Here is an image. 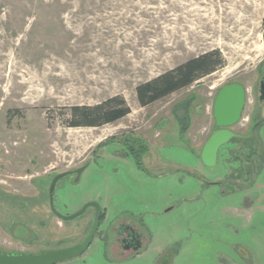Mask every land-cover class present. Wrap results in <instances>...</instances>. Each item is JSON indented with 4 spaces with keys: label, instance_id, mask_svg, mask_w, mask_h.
Masks as SVG:
<instances>
[{
    "label": "rangeland",
    "instance_id": "rangeland-1",
    "mask_svg": "<svg viewBox=\"0 0 264 264\" xmlns=\"http://www.w3.org/2000/svg\"><path fill=\"white\" fill-rule=\"evenodd\" d=\"M263 22L264 0H0V248L41 252L89 234L95 206L70 220L50 207L52 179L71 171L56 209L94 200L104 217L84 253L53 264H264V169L232 194L225 148L217 165L200 158L215 89L264 72ZM212 50V72L141 105L140 83ZM116 94L129 114L70 125L73 105ZM120 222L145 234L137 253L117 246Z\"/></svg>",
    "mask_w": 264,
    "mask_h": 264
},
{
    "label": "flooded vegetation",
    "instance_id": "flooded-vegetation-1",
    "mask_svg": "<svg viewBox=\"0 0 264 264\" xmlns=\"http://www.w3.org/2000/svg\"><path fill=\"white\" fill-rule=\"evenodd\" d=\"M227 86H230L231 90H237L239 88L242 91L239 114L231 123L218 121L216 114L218 110V95L220 91ZM211 113V132H209V136L204 141V144L208 138L218 130H230L233 133L231 138L220 146L215 165L219 163L221 150L225 148L227 151V158L231 163V171L237 172H231L229 177L230 180L227 179V181L225 179V183L228 184L229 192L235 194L238 186L239 189H241L240 186L243 184L240 183L241 181H244V179H251L249 178L251 176H257V174L254 175V172L259 174L260 170L262 172L264 169V72L259 74L256 78L250 77L247 80L240 76L228 77V79L222 82L213 92L211 98ZM245 113L247 115H245ZM204 144L202 145V149ZM202 149L200 158L202 162L206 164L202 159ZM236 162L238 165L233 167V163ZM205 181L209 185H225L223 178L209 181L205 179ZM236 181L237 184L235 183ZM250 221H253V219L250 218ZM115 233L119 249L126 252L137 253L144 246L145 234L140 231L133 222H120ZM0 252L21 253V251H8L1 248Z\"/></svg>",
    "mask_w": 264,
    "mask_h": 264
},
{
    "label": "water",
    "instance_id": "water-1",
    "mask_svg": "<svg viewBox=\"0 0 264 264\" xmlns=\"http://www.w3.org/2000/svg\"><path fill=\"white\" fill-rule=\"evenodd\" d=\"M241 89L231 90L230 86L224 87L219 95L216 112L218 121L231 123L233 122L240 111L241 107ZM233 133L230 130H218L214 132L206 141L202 149V159L207 165L213 166L217 162L219 148L222 144L226 143ZM86 165L76 169L77 177L79 178ZM71 173V171H63L57 174L51 181L49 188V202L52 211L63 220L73 219L86 211L89 206L96 207L95 222L89 234L80 242L61 247L43 250L41 252H21V253H7L0 252V264H53L60 261H65L84 253L91 245L100 223L102 214L101 205L97 201H89L85 203L79 210L71 214H63L58 211L54 205V193L57 182L63 176Z\"/></svg>",
    "mask_w": 264,
    "mask_h": 264
},
{
    "label": "trees",
    "instance_id": "trees-1",
    "mask_svg": "<svg viewBox=\"0 0 264 264\" xmlns=\"http://www.w3.org/2000/svg\"><path fill=\"white\" fill-rule=\"evenodd\" d=\"M219 58V51H208L140 83L136 87V91L141 105L152 103L212 72L221 63ZM130 112L131 107L126 99L122 95L116 94L95 105H73L71 107L70 125L100 126L116 121ZM103 217L104 213H102L101 218Z\"/></svg>",
    "mask_w": 264,
    "mask_h": 264
}]
</instances>
